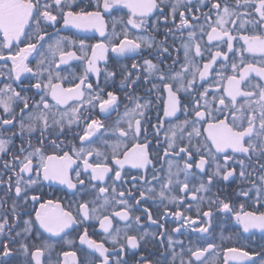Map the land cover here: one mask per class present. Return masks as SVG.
I'll return each mask as SVG.
<instances>
[{"label":"snow or ice","instance_id":"snow-or-ice-1","mask_svg":"<svg viewBox=\"0 0 264 264\" xmlns=\"http://www.w3.org/2000/svg\"><path fill=\"white\" fill-rule=\"evenodd\" d=\"M84 7H81L76 0H0V34L3 35V43L0 44V60H11L12 66L8 68L9 77L11 73L15 72L14 79L19 80L20 75L23 72H32V69L27 66L25 61L28 56L33 52L37 51V45L43 47V41L45 37L48 36L46 31L47 27L55 26L59 20H63L64 25H74L77 28L83 29H95L100 33L101 37H105L107 23L105 21V15L111 14L114 10H120L121 6L126 7L130 10V17L126 22L122 20L114 19L112 22V36L115 37L116 24L118 22L126 23V25H132L136 29L147 28V19L149 14L154 10L160 9L161 4L164 0H95V3L85 2L81 0ZM187 3H191V0H187ZM203 3V0H201ZM79 8V11L73 10ZM186 7L185 0H172L170 5L171 8V18L175 20L176 15L180 17V24L177 25L178 31H184L188 29V35L183 43L185 64L181 66V70L175 72L174 74L166 73L161 65L153 63L152 60L145 59L142 67L146 69L145 80H148L153 75L159 80V84H152L151 88L145 89L146 93H151L153 89L159 90L160 88L166 89L168 93V105L164 110L165 117H173L177 112L181 111V92H187L190 96L192 91L195 90L196 76L199 75L200 80H204L209 74V71L213 68V65L217 63L218 58L222 61H228V53L233 52L232 41L236 38L232 35V28L243 29L246 25H250L253 29L260 28L261 34L256 35H244L242 39L247 44V51L250 53L260 52L264 53V0H236L234 5H229L227 0L221 6L220 2L212 4V11L216 12V20L214 24H210V31L207 32V40L217 41L218 43H223L226 45L227 51L217 50L214 54L210 53V58L207 63L203 64V71L197 68V72L191 73V79H188V66L192 63L190 59V52L194 46L195 55H201V45L197 41V31L201 37L205 34V28L203 25H193L190 23L189 19L185 16L184 11L179 9ZM253 9V12H248L247 9ZM94 9V10H89ZM238 9H244L245 11L240 12ZM162 11V9H161ZM190 11V10H189ZM249 17H253L249 19ZM165 22L168 21V17L165 16ZM193 20H199V17L192 15ZM211 20V17L205 14V23ZM239 22V24H238ZM43 25V27H42ZM35 29L34 34L26 29ZM153 31L155 27L153 26ZM170 33L171 30H168ZM123 40L112 43L111 45L105 44L103 41L95 45H86L83 40L79 41V47L83 53L79 59L82 61L86 59L87 66L84 69L83 76L79 77L80 82L75 84L72 88L64 89L60 85H52L51 78H49V83L46 87L51 89V96L55 99L57 105L67 104L69 100L84 101L85 91L89 93L87 99V105L89 107H94L99 105V109L102 113H108L109 110H115L118 106L119 97L109 91L106 93L107 99H103L100 93L104 89L99 88V79H97V89L93 88L91 83H87L89 73H93L97 78L101 75V68L98 66V62L103 60L107 61L106 53L109 48L113 53H116L118 57L128 56L129 54H137L138 50L141 49L142 43L146 44L149 48L153 47L154 38L148 39L146 37H137L136 39H128L127 33L123 32ZM29 41L25 48H20L16 55H12L11 46L13 42H21V38ZM175 39V36H173ZM35 40V43L31 42ZM70 42V38L59 37L54 43L48 44V49L55 55L57 52L60 54V62L64 63L65 58H72L76 56L73 51H64V45ZM75 43V41H71ZM167 43V37L164 41L159 42L156 45V51L160 57L161 64L164 63L163 57L168 54V48L164 47ZM90 47L91 56L88 52L84 51L85 48ZM7 50V52H6ZM178 51V50H177ZM242 56V54H241ZM43 60L37 61L38 68L42 70ZM175 63V61H174ZM243 63V60H241ZM231 69L235 72L239 69L236 63H231ZM132 70H137L138 66L134 63L131 66ZM222 70H226L224 65H221ZM256 73L260 77H264V67H255L252 64H247L244 66L243 71L237 77L236 75L221 77L222 79H227L228 89L226 96L219 97V105L221 110L227 108L232 113L231 123H229V117L225 116L223 119H217L210 115L208 111L210 101L208 100L209 91L207 88L204 91L197 92L196 96L191 100L192 108H184V113L186 117L191 116V119L186 118L174 127H170L165 133V138L168 141V147L171 149H176L177 139L181 143H184L185 135L187 137V145L184 147H179L178 151L174 153H169L167 150L164 151V156L167 158L170 155L180 156L181 153L184 154L181 159L184 160L183 167L173 159H166L167 164V174L166 176L158 175L157 172H164L163 166L157 170L155 166L152 165V159H156L153 156L151 159L147 151L150 141L148 140L149 126L152 127L153 133L157 135L163 127V122L160 121L157 115V125H151V117L147 115L150 110L151 101L147 99V96H140L137 94L134 85H137L140 81V76L133 75V71L128 69L127 65H123L117 70L109 71L107 68L104 69L105 73V83L108 79H115L118 73L123 77L121 84L124 85L130 95L126 93V98L135 104L133 109H127L124 112L125 126L118 128L119 136L121 139H131L134 142L133 154L130 156L127 152L123 153L124 159H120L119 149L121 147L120 143L113 142L111 144L108 141H102L105 148L111 149L110 156L105 155L101 148L99 147H85L84 145H92L94 136L99 132L101 128L104 127L103 123L96 119H91L85 116L86 126L83 129V135L79 136V141L81 142V147L76 148L72 146V154L69 152H64L62 156L49 155L45 156L43 154L42 148L33 147V145L28 142V148L32 149L28 151L26 155H23V159L19 156H13L11 161L0 160L5 173H14L15 180L11 175L5 181L3 176H0V185H3L7 191L4 196H0V235H3L6 230L8 236L12 239V242L18 244V248H10L7 243L0 245V264H9L10 259L14 252H20L23 254L22 264H57V262L51 259V252L56 247V243L52 241V237H58L61 240L63 236L61 234H67L66 230L70 229L73 225H80L82 221H85L90 217V212L95 214L99 211L97 208L90 210L89 201L85 200L78 205V215L74 216L71 211H65L57 201L55 204L53 201L48 200L40 204L39 210L35 211L34 219L29 216L27 220L22 221L23 228L20 231H16V221L20 220V212L23 211L21 201L27 203L29 199L32 202H38L40 197L37 195H32L29 197V191H35L34 185H37L41 181H59L62 184H66L68 188L75 189L82 196L88 195V187L91 185L92 189H95L97 185L93 181H104L109 173L112 174V182L115 184L117 181H121L123 178L121 176V169H123L125 164H132L133 167L145 169L147 166L152 165L153 175L151 181L145 179L143 176L140 180L144 182L145 185L152 184L153 181H159L160 191L159 197L163 201L168 199L169 202L177 201L179 198L175 196H167V193L171 192V186L174 184L182 185L181 191H189V177L194 176L191 171L193 169V162H195V157L198 156V162H195V168L203 173L207 179L202 180L199 183L198 188L191 189L193 193V200L196 199V193L201 191H208V186H210L214 178H222L224 181H228L230 177L236 175V168L232 166L233 163L237 164L240 168L239 177L241 179L251 180L252 187L255 189V200L254 203H260L261 199H264V163H258L260 160H264V87L260 84L254 85V88L259 89L258 92H242L240 89V84L250 73ZM219 75V73H217ZM4 75V70L0 69V76ZM35 88L40 89L42 87L40 82L34 85ZM0 92L7 96V99H0V105H3V111L10 117L9 119H4L0 117V157L5 156L10 151V145L12 144L11 137L15 136V132H11L8 138L4 137L5 127L8 125H13V121L16 119L13 114V110L10 107V102L15 98L19 99L24 107L20 109L21 120L19 121V130L23 135L25 129L29 134L39 130L41 140L40 143L43 144L44 133L48 132L52 135V129L55 128L59 132L64 130L63 119L57 120L55 116L52 117L51 124H49L48 117L43 113H30L27 117V123L23 119L24 110L29 108L28 99L20 97V93L16 92L10 84H5ZM10 93V95H8ZM253 95H258L259 99L256 101L260 106V112L257 114L253 103L251 102V97ZM238 96H243L246 98L248 103L241 104L239 107L236 106V101ZM230 98V99H229ZM203 99V104L201 103ZM217 97L213 96L211 103H215ZM226 99L228 103L226 104ZM143 100V103L140 101ZM34 106L37 108H43L45 110L49 109V104L46 97L42 96L39 102H33ZM215 110V109H214ZM77 109H73V113H77ZM240 112L241 116L237 117L236 113ZM139 117V118H137ZM79 115L76 117L78 123ZM257 118L259 122L257 123ZM246 120L247 126H244V121ZM215 121V122H209ZM73 119L68 120V125L73 123ZM207 123V137L205 139L211 140V143L215 146L216 153H222V162L217 160L216 156L213 154V150L208 148L206 145L193 144V140L201 135V130L197 127L198 124ZM120 121L117 120L119 125ZM190 129V130H189ZM143 139V143H137ZM53 147H56L55 141H52ZM231 149V154L228 150ZM21 154H24V145L20 146ZM102 157L103 163H89V158ZM236 154H242L245 160L249 161L245 164V160L234 161L233 157ZM73 156L82 160L83 171L87 176L88 182L80 179L81 172H76V182L73 183L72 178L69 175V170L72 165L76 163ZM34 159L38 160V163L34 165ZM255 159L257 164H252L251 162ZM114 160L115 166L110 167L107 161ZM193 161V162H189ZM55 162V163H53ZM211 162V163H210ZM214 164L215 170L211 173L205 172L206 167H211ZM118 166V167H116ZM259 169L261 175L259 176V186L256 185L255 180H252L254 171ZM252 169L251 171L249 169ZM184 173V180L180 181L179 176ZM27 175V179H25ZM77 185L80 188L77 189ZM109 191L106 187L99 188L100 193H107ZM115 192V188H112ZM128 195L131 197V189H128ZM252 189L242 191L240 194L244 197H249V192ZM155 193V187H145L140 190V199H135V205H140L141 201L148 198L149 194ZM76 193H74L75 195ZM118 195L121 197L117 203L121 206V211H116L114 213L115 217L120 218L123 221H134L136 225H139L140 216H132L130 209L133 208L132 205L127 203L124 199L125 193L120 192ZM14 197L10 205H7L9 197ZM95 203V201H92ZM110 201L105 197L103 201V206H109ZM214 203L219 205V210L223 211L225 214L233 213V207L229 202L217 199ZM264 206V205H262ZM243 209L244 205H240ZM188 210H191L189 208ZM147 215L148 221L152 224H156L162 228L159 220L153 219L150 209H143ZM196 211L200 213L199 207ZM164 215H168L165 211ZM171 215L177 218H184V213L177 211ZM209 226H211V217L213 215L211 209L200 213ZM236 220L242 226L243 232L248 233L252 230L259 229L264 232V212H249V211H235L234 212ZM9 217H12V222H10ZM100 223V227L108 234L112 248L106 247L105 242H98L91 239L88 235V229L83 230V234L79 235V241L81 244L87 245V249H83L84 264H153L147 256L140 252L137 258V251L141 250L142 243L147 244L149 240H156L158 243L163 245L167 242L169 247H172L176 241L172 239V235L163 230L159 233L140 231L138 227L133 226L132 222L125 224L123 229V235H121L122 230L116 228L113 230L112 218L108 215H104L101 219L99 215L94 216ZM184 223L189 227L197 223L191 217L185 218ZM35 230L36 239L40 240V243H36L33 239V233ZM50 234L48 239H41L43 233L40 231ZM174 232H180L181 228H176ZM200 233H208L209 227H201L198 230ZM130 232H136V234H129ZM31 241V244L29 243ZM68 244H73V240H67ZM182 243V242H180ZM215 245L209 243L205 248H197L195 250L189 248L188 254L190 259L187 264H203L201 257L209 249H213ZM183 251V249H182ZM228 253H233L234 255L230 259L239 261H250L251 264H264V248L260 251L255 249L252 252L244 251L241 249L229 248ZM48 253L47 259H44L45 254ZM98 253V255H96ZM176 253L173 249L172 261L169 264H175ZM64 264H69L68 257H72V264H76V253L75 252H64ZM115 256V259H113ZM194 258V259H192ZM155 264H161L160 261H156ZM181 264H185V261L181 260Z\"/></svg>","mask_w":264,"mask_h":264},{"label":"flooded vegetation","instance_id":"flooded-vegetation-1","mask_svg":"<svg viewBox=\"0 0 264 264\" xmlns=\"http://www.w3.org/2000/svg\"><path fill=\"white\" fill-rule=\"evenodd\" d=\"M170 1L167 2L164 0V3L161 4L160 9L154 10L151 14H149L147 19V28L148 30L136 29L132 25H126V23L118 22L116 24V33L117 36H112V22L114 19L122 20L123 22H126L130 17V10L127 9L124 6H121L120 10H118L116 15L115 13H111L107 16V24H108V32L105 38H100L99 36H83L75 31H64L62 30L63 22L57 26L55 32H61V36L67 37L64 33L73 32V34H77V36L82 37L83 39L91 40L93 39V44L100 43L103 41L105 44L111 45L112 43L118 42L120 40L124 39V36L122 35L123 32L127 33L128 39H136L137 37L141 38H148L153 39L154 43L153 47L149 48L146 44L142 43L141 49L138 50L137 54H129L128 56L124 57H118L117 55H114V53L109 48V51L107 52V61H101L98 62V66L101 68V75L99 78L96 77L95 74L89 73L87 83H91L93 85V88L96 91H99L97 89V79H99V88L104 89L100 95L103 99H107L106 93L111 91L115 93L118 97V106L115 110H109L108 113H102L99 109V105H95L94 107H89L87 105L86 98L88 97L89 93L85 91V100L84 101H76L72 100L68 104H59L57 105L56 101L48 94L49 90L46 89V83L49 82V78L45 77L46 74V68L45 62L43 63L42 70L38 68L37 61L35 62L37 66V70H34L32 68L31 64V58L34 56L35 51H33L28 58L27 66L32 69V72H26L24 77L21 80L14 79L15 72L13 71L11 73V77H3L0 76V89L4 88L5 84H10L12 88L20 93V97H22V93L26 95L25 98H29V91L28 89H33L35 94L33 95V98H29L28 104L29 108L24 110L23 119L27 123V117L30 113H40L43 112L49 120V124H51L52 117L55 116L57 120L63 119L64 122V130L63 132H59L57 129L53 128L52 135H49L48 132L44 133L43 138V144L40 143L41 136L39 130L35 131L36 133L32 136L29 135L27 130L25 129L24 134L22 135L19 130V121L21 120V112L20 109L24 107L23 103H20L19 99L16 100L17 102L14 103V107L12 108L13 114L15 115L16 119L13 121V125H8L5 127L4 131V137L8 138L9 134L11 132H15V136L11 137L12 144L10 145V151L7 155L0 157V160L3 161H11L13 156H19L21 159H23V155H26L28 151H31L32 149L28 148V142L33 145V147H39L42 148L43 154L45 156L49 155H56V156H62L64 152H69V154H72V146H75L76 148L81 147V142L79 141V136L83 135V129L86 126L85 116L90 117L91 119L99 120L103 123L104 127L99 130L98 133H96L95 137L93 138L94 142L97 141L99 136L105 132V140L108 141L109 144L113 142L120 143L121 147L119 149L120 152V159H124L123 153L127 152L130 156L133 154V148H134V142L131 139H121L119 136L118 128L121 126H125V120L124 118V112L127 109H133L135 107V104L132 103L129 99L126 98V93L129 95L131 94L129 90L121 84V80L123 77L118 73V75L115 77V79L109 78L107 83H105V73L104 69L107 68L109 71L117 70L123 65H127L128 69L130 71H133V75H139L140 81L137 85H134L133 88L140 96H147V99L151 101L150 110L148 111L147 115L151 117V125H157V115L159 116L160 121L163 122V127L161 128V131L157 135L156 133H153L152 127L149 126L148 132V140L150 141L148 146V153L150 159L155 156L156 159H152V165L155 166V169L159 170L162 166L164 168V172H157L158 175L166 176L167 174V164L165 163L166 159H173L175 160L180 167H183L184 160L181 159V157L184 156L183 153L180 154V156L170 155L169 157L164 156V151L167 150L169 153H174V151H178L179 147H184L187 145V137L185 135L184 143H181L179 139L176 141V145L178 146L176 149H171L168 147V141L165 138L164 133L170 128L174 127L175 125L179 124L186 118L191 119V116L188 115L186 117L184 113V108H188L191 110L192 103L191 100L196 96L197 92H203L205 88L208 89V100L210 101L209 108L206 110L210 113L211 116L216 117L217 119H223L225 116L229 117V122L231 120L232 113L229 109L224 108L221 110V106L219 105V97L226 96L227 89L229 87L227 79H222L221 77H227L236 75L239 77L241 72L243 71V68L247 64H252L255 67H264V53L255 52L250 53L247 51V44L242 39V36L244 35H256L261 34L260 28L253 29L250 25H246L243 29L232 28L231 32L232 35L236 38L232 41L233 43V52L228 53L229 59L228 61H222L220 58H218L217 63L213 65V68L209 71V74L205 77L204 80H200L199 75L197 73L195 84L196 88L194 91H192L191 96L187 92H181L180 98H181V111L177 112L175 116L173 117H165L164 116V110L168 105V93L166 89L160 88L159 90L153 89L151 93H146L145 89L151 88L152 84H159V80L156 78L155 75L150 77L151 83L148 82V80H145L144 77L146 75V69L142 67L143 62L145 59L152 60L153 63L161 65V67L164 68L166 73L174 74L177 71L181 70V66L185 64V58H184V50H183V43L184 40L181 39V37L187 38L188 35V29H185L184 31H178L177 25L180 24V17L177 14L175 17V20L171 18V8H170ZM201 0H194L190 4L186 3V7H183L179 9L180 11L185 12V16L189 19L190 23L193 25H203L205 28V34L203 37H201L199 33V29H196L197 32V41L201 45V55L196 56L195 55V49L194 46L190 52V59L192 63L188 66V79H191V73L197 72V68H199L200 71H203V64L207 63L210 58V53L214 54L217 50L219 51H227L226 45L221 43H218L217 41H211L209 42L207 40V32H209L211 29L209 27L210 24H214V21L216 20V12L212 11V4L216 2H220L221 0H207V2L200 3ZM85 2H89V0H85ZM91 3H95V0H90ZM80 4L81 7H84V4L81 3V0H78L77 2ZM222 6V5H221ZM199 9V13L194 14L193 9ZM162 9V11H161ZM75 11H79V8H75ZM94 10V9H89ZM190 10V11H189ZM249 12H253V9L249 8ZM205 14L211 17V20L205 23ZM192 15H195L199 17V20H193ZM165 16L168 17V21L165 22ZM253 17H249L251 19ZM239 24V22H238ZM153 26L155 27V31H153ZM168 30H171L169 33ZM26 31H30L32 34H34L31 30L26 29ZM68 35V34H67ZM175 36V39L173 38ZM167 37V43L164 44V47L168 48V54H165L163 57L164 63L161 64L160 57L157 54L156 51V45L164 41ZM3 35L0 34V44L3 43ZM32 40L31 42H33ZM29 41L25 40L23 37L21 38V42H13L11 46V53L12 55H16L18 50L20 48H25L26 44ZM86 44V43H85ZM87 45V44H86ZM178 50V51H177ZM7 51V50H6ZM76 53L77 60L71 61L69 63L61 64V62L56 61L55 62V79L54 81L51 80L52 85H60L63 88H72L75 86V84L79 83V77L83 76L84 69L87 66V61L79 59L83 55L80 54L76 49L70 50ZM84 51L87 52L86 48ZM242 54V56H241ZM89 56H91V49ZM42 60L41 57L38 58V61ZM241 60H243V63H241ZM9 68L12 66L11 60H9ZM175 61V63H174ZM136 64L138 66L137 70H132L131 66L132 64ZM231 63H236L239 66V69L237 71H233L231 69ZM224 65L226 70L221 69V65ZM72 65H77L78 67H73ZM35 66V65H34ZM67 70V71H66ZM8 72V71H7ZM70 75H67V74ZM219 73V75L217 74ZM31 76V77H29ZM29 78V83L24 84V79ZM13 82L15 85H13ZM40 82L42 87L40 89H37L34 87V85ZM260 84L262 87H264V77L258 76L256 73H250L244 81L240 84V89L242 92H258L259 89L254 88V85ZM44 96L47 98V102L49 104V109L45 110L42 107L37 108L34 106V101L39 102L41 97ZM217 97L215 103H211L212 97ZM5 94L0 92V99H4ZM24 98V97H22ZM230 99V98H229ZM259 99L258 95H253L251 97V102L253 103L255 110L257 114L260 112V106L256 103V101ZM143 103V100L140 101ZM203 99H201V103L203 104ZM228 103V100L226 99V104ZM248 101L243 96H238L236 101V106L239 107L241 104H247ZM34 107V108H32ZM73 109H77V113H73ZM215 109V110H214ZM240 113L237 112L236 115ZM79 115L78 123L76 121V117ZM0 117H3L4 119H9L10 117L3 111V105H0ZM73 119V123L69 126L68 120ZM139 118V117H137ZM119 119L120 123L117 124V120ZM209 122H215V121H209ZM117 124V125H116ZM197 127L201 130V135L193 140V144H201L206 145L208 148H211L213 150V154L216 156L217 160L222 162V153H216L215 152V146L211 143L210 138L205 139L207 137V123H201L198 124ZM190 130V129H189ZM115 133V134H113ZM52 141H55L56 147H53ZM143 139L138 141L137 143H143ZM24 145L25 152L24 154H21L20 152V146ZM85 147H90V145H84ZM105 149V155L110 156L111 149L110 148H104ZM229 154H231V149L228 150ZM94 156V155H93ZM93 158V157H92ZM73 159L76 160V167L73 170H70V177L72 178L73 183L76 182V172L80 171V179L85 180V183L87 184L88 179L86 174L83 171V162L82 160L78 159L77 157L73 156ZM199 157H195V162H198ZM101 163L106 162L101 159ZM234 161L239 160H245L244 155L242 154H236L233 157ZM109 163L110 167L115 166L114 160L107 161ZM193 162V161H189ZM195 162H193V169L191 170L194 173V176L189 177V191H181L182 185H173L171 186V192L167 193V196H178L181 200L169 202L168 199H164L163 201L159 197V191H160V183L159 181H153L152 184L145 185L142 180H140V177L143 176L145 179L151 181L152 175H153V167L152 165L147 166L145 169H140L133 167L132 164H125L123 169H121V176L122 180L117 181L115 184L112 182V174L109 173L106 179L102 182L100 181H93L97 185L96 189L99 190L101 187H106L109 189L107 193H101L102 198L99 201L98 205L104 201V198L106 197L111 203L109 206H105V213L104 215H108L112 218V225L113 230L116 228H120L122 230L121 235H123V229L125 227V224L132 222L134 228L138 227L139 230L142 231H148L150 233L156 232L159 233L163 230H167L168 233L172 235V239L176 241L172 247H169L166 240L161 245L156 240H149L148 243L145 245L142 243V247L140 251H137V258L140 255V252H143V255L147 256L149 259L156 258L158 259V255H164L166 251L172 253L173 249L175 253L177 254L176 257H183L181 253V249L183 245H187L190 242H203L211 233L213 232L215 227H219V224L221 222H227L229 221L231 223V227H233L239 236L245 237L247 239V242L254 243L261 238H264V233H260L257 230H252L251 232L245 233L243 232L242 226L239 224V222L236 220L234 212L235 211H249V212H257L259 214L260 212H264V199H261L260 203H254L255 200V189L252 187L251 180L249 179H241L239 177V166L235 163L232 164L233 167L236 168V175L233 177H230L228 181H224L222 178H214L212 184L208 186V191L204 192H197L196 193V199L191 200L189 196L193 195L191 189L198 188L199 183L202 180H206L207 177L201 173L198 169L195 168ZM38 163V160L34 159V165ZM211 163V162H210ZM249 161L245 160V164H248ZM252 164H257V161L253 159L251 162ZM258 163H264V160H260ZM118 167V166H116ZM215 170L214 164L211 167H206L205 172L211 173ZM252 170L251 168L249 169ZM11 175L13 177V181L15 180V174L14 173H5V170L0 164V176H3V179L6 181L8 179V176ZM261 175L258 167L254 171L252 180H255L256 185L259 186V176ZM27 179V175L24 177ZM179 180H184V173L182 172L179 176ZM230 185V198L231 203L230 205L233 207V213H227L225 214L223 211L219 210V205L214 203L217 201V195H219L223 190L226 192V185ZM155 187V193L149 194L148 198L141 201L140 205H135V199H140V190H142L145 187ZM115 188V192L112 191V188ZM33 188H35V191H29V197L32 195H37L40 197V200L38 202H32L30 199L27 203H24L21 201V205L23 207V211L20 212V220L16 221L17 227L16 231H20L23 228L22 221L27 220L29 216H31L33 219L35 217V211L39 210L40 204L44 203L48 200H51L54 202V204L58 201L59 204L63 207V210L65 211H71L74 216H77V219H80V215H78V205L79 203L85 201V198H88L89 196H92L93 193H95V189L91 188V185L88 187V195L84 196L82 200H79V196H81L77 191L70 193L67 189L60 187V186H54L49 183H46L45 181H41L37 185H34ZM80 188V185H77V189ZM128 189H131V197L128 195ZM252 189V191L249 192V197H244L240 193L245 190ZM7 191V189L4 188L3 185H0V196H4V193ZM124 192L125 196L124 199L127 200V203L129 205H132L133 208L130 209L132 216H140V222L139 225H136L134 221H123L118 217L114 216V213L116 211H121V206L117 201L121 199V197L118 195V193ZM74 193H76L74 195ZM238 196H241V199H238ZM14 197H9L7 201V205H10L12 202V199ZM207 199L208 201H202L200 200ZM197 201V204H195L200 209V213L209 211L211 209L213 215L211 217V226L208 225L205 218L200 215L196 211V206L192 203H195ZM240 205H244V208L241 209ZM89 206L91 208V205L89 203ZM150 209L153 219L159 220L160 224L162 225V228L159 227L156 224H152L147 219L146 213L143 211V209ZM191 208V210H188ZM165 211L168 212V215H164ZM177 211L184 213V218H177L172 213H175ZM191 217L193 220H196L197 223L191 227L186 225L184 223V219ZM12 222V220H10ZM100 223L99 221H82L78 227L74 228L72 231L68 232L66 235H62L63 239L61 240L58 237H52V241L56 243V247L51 252V259L57 264H64V252H75L76 253V264H84V258H83V249H87V247L84 244H81L79 241V235L83 234V230L85 228L88 229V235L91 239H94L98 242H105L106 247L109 249L112 248L110 238L107 233L104 232V230H99ZM181 228L180 232H174L173 230L176 228ZM201 227H209L208 233H200L198 230ZM43 235L41 239H48L50 235H48L46 232H43V230H40ZM236 233V234H237ZM129 234H136V232H130ZM33 239L38 244L40 243L39 239H36L35 236V230L33 233ZM67 240H73V244H68ZM182 242V243H180ZM7 243L10 248H18V244H15L12 242V239L8 236L7 230L3 235H0V245ZM31 244V241H29ZM2 250V249H0ZM233 254V253H232ZM98 255V254H96ZM49 256L48 253L45 254L44 259H47ZM233 256V255H232ZM23 254L20 252H14L12 258L10 259L9 264H22L23 262ZM72 257H68L69 264H72ZM113 259H115V256H113ZM247 261V260H244ZM98 264V261H97Z\"/></svg>","mask_w":264,"mask_h":264},{"label":"trees","instance_id":"trees-1","mask_svg":"<svg viewBox=\"0 0 264 264\" xmlns=\"http://www.w3.org/2000/svg\"><path fill=\"white\" fill-rule=\"evenodd\" d=\"M236 2V0H227V3L229 5H234ZM225 3V0H221V5L223 7V4ZM194 14L199 13V9L195 8L193 9ZM238 11L243 12L245 11L244 9H238ZM248 11V9H247ZM118 11H115L113 13H115L116 15ZM249 12V11H248ZM59 22L53 26V27H47L46 31L48 33V36L45 37V41H43V47H40V45H37V51H35L34 56L31 58V64H32V68L34 70H37V66L35 64L36 61H38V57L37 56H41L42 54L47 56L49 55V59H45L47 63L46 64V74L45 77L51 78L52 81H54L55 79V74H54V70H55V62L57 61V59L59 58V53L57 52L55 55L52 54V52L48 49V44L50 43H54L56 39H58L61 36V32H55L57 26H59L63 20H60L58 17ZM43 27V25H42ZM228 27L231 29V25H228ZM33 33L35 32V29L32 28L30 29ZM117 31V30H116ZM66 34L67 38H70V42L64 45V51H70V50H74V48L76 49V51H78L80 54H82V51L79 47V41L83 40L87 45L91 46L94 42L93 39L91 40H87V39H83L80 36H77V34H73V32H69V33H64ZM68 34V35H67ZM64 37V36H63ZM71 41H75V43H71ZM33 43H35V40L33 41ZM88 55L90 53V47L86 48ZM7 52V51H6ZM52 60V61H51ZM9 60H0V69L4 70V75L3 77H9V73L7 72V69L9 68ZM35 65V66H34ZM74 68L78 67L77 65H72ZM67 71V70H66ZM67 75H70L69 73ZM12 76V75H11ZM31 77V76H29ZM29 78L24 79V84L29 83ZM13 85L14 82H13ZM29 91V98H33V95L35 94L33 89H28ZM22 97H26V95L24 93L21 94ZM29 98H27L29 100ZM47 99V98H46ZM20 101V100H19ZM20 103H22L20 101ZM34 108V107H32ZM36 132H33L31 134H29L30 136L34 135ZM5 138V137H3ZM3 157V156H2ZM95 193L92 194V196H89L88 198H85V200L89 201V203L91 205H98L99 201L101 200L102 196L101 193L99 192L98 189L95 188ZM226 192L225 190H223L219 195H217V199L219 200H223L225 202H229L231 203V198H230V185H226ZM238 199H241V196H238ZM92 201H95V203H92ZM12 217H9V220H12ZM231 223L229 221L227 222H221L219 224V227H215L213 232L211 233V235H209V237H207L203 242H190L187 245H183L182 249L183 251H181L183 257H175V264H181V260L185 261V264H187V261L190 259L189 254H188V249L191 248L193 250L197 249V248H205L207 247V245L209 243L215 245V247L213 249H209L206 253H204V255L201 257V261L203 262V264H237V263H233L231 262L230 257L233 255L232 253H228V249L229 248H235V249H241L244 251H249L252 252L254 249L256 251H260L261 248H264V238H261L260 240L254 242V243H249L247 242V239L245 237L239 236V234L237 233V231L230 226ZM237 233V234H236ZM181 249V250H182ZM173 256L172 253L166 251L164 255H158V259L156 258H151L150 260L153 261V264H155L156 261H160L161 264H169L170 261H172ZM194 259V258H192ZM238 264H251L250 261H242L239 262Z\"/></svg>","mask_w":264,"mask_h":264},{"label":"rangeland","instance_id":"rangeland-1","mask_svg":"<svg viewBox=\"0 0 264 264\" xmlns=\"http://www.w3.org/2000/svg\"><path fill=\"white\" fill-rule=\"evenodd\" d=\"M167 2H169V0H166ZM192 1H194V0H191V2ZM207 2V0H203V2ZM76 2H78V0H76ZM171 3H172V1H170ZM171 3H170V5H171ZM185 3H187V0H185ZM200 3H201V1H200ZM198 29V28H197ZM197 32H198V30H197ZM97 44V43H96ZM107 54V53H106ZM38 58H39V56H37ZM41 58H42V60L45 62V63H47L48 64V62H46L45 61V59H49L48 57H49V55H47V56H45V55H41L40 56ZM78 58H77V56H75V57H72V58H65V62L64 63H61V64H66V63H69V62H71V61H74V60H77ZM52 61V60H51ZM57 61L59 62L60 61V55H59V58L57 59ZM101 61H103V60H101ZM101 61H99V63L101 62ZM45 67H46V64H45ZM48 83L49 82H47L45 85L47 86L48 85ZM63 88V87H62ZM46 89H48L49 90V95L51 96V89L50 88H48V87H46ZM64 89H67V88H64ZM8 95H10V93H8ZM52 97V96H51ZM4 99H7V96L5 95V97H4ZM16 100H18V99H13L11 102H10V107H11V109L14 107V103H16L17 101ZM55 100V99H54ZM87 100V99H86ZM70 101H72V100H69L68 101V103L70 102ZM67 103V104H68ZM64 105H66V104H64ZM237 117H240L241 116V113H238L237 115H236ZM259 122V119L257 118V123ZM229 123H231V120H230V122ZM117 125V124H116ZM244 126L246 127L247 126V124H246V120L244 121ZM113 134H115V133H113ZM105 132L104 133H102L100 136H99V138L97 139V141L94 143V144H92V145H90V147H99V148H101V151L105 154V147L103 146V143H102V141H104L105 139ZM89 147V146H88ZM102 159V157H96L95 156V154H94V156H93V158L92 157H90L89 158V163H101V160ZM239 171H240V169H239ZM100 182H102V181H100ZM174 185H176V184H174ZM256 194V193H255ZM175 197H178V196H175ZM190 197V199L191 200H193V195H191V196H189ZM84 198V196H79V200H82ZM179 198V197H178ZM179 200H181L180 198L177 200V201H179ZM204 202V201H208L207 199H204V200H200L199 202L201 203V202ZM192 204H197V201L195 202V203H192ZM196 206V205H195ZM198 206V205H197ZM197 206L195 207V208H197ZM89 208H90V206H89ZM93 208H97V209H99V211L98 212H96L95 214H93V213H91L90 212V217H92V218H89V219H87V220H85V221H88V222H90L91 220H93V221H98L97 219H95L94 218V216L95 215H99L100 216V218L102 219L103 218V214L105 213L104 211H105V206H103V202L102 203H100L99 205H93V206H91V208H90V210L91 209H93ZM82 214V213H81ZM84 221V222H85ZM99 228V230H103L100 226L98 227ZM234 255V254H233ZM231 262H233V263H239V262H242V261H239V260H234V259H231Z\"/></svg>","mask_w":264,"mask_h":264},{"label":"water","instance_id":"water-1","mask_svg":"<svg viewBox=\"0 0 264 264\" xmlns=\"http://www.w3.org/2000/svg\"><path fill=\"white\" fill-rule=\"evenodd\" d=\"M109 14H106L105 15V21H106V23H107V16H108ZM108 25V24H107ZM62 30H64V31H75L76 33H78V34H80V35H85V36H99L100 38H105V37H101L100 36V33L97 31V30H95V29H83V28H77V27H75L74 25H64L63 24V26H62ZM108 32V26H107V29H106V33ZM107 34H105V36H106ZM31 55V54H30ZM30 55L28 56V58L30 57ZM114 55H117L116 53H114ZM27 58V60L25 61V63L27 64V62H28V59ZM26 74V72H23V73H21V75H20V79L19 80H21L23 77H24V75ZM18 80V81H19ZM96 135V134H95ZM95 137V136H94ZM53 163H55V162H53ZM76 167V163L75 164H73L72 165V167H71V169L70 170H73L74 168ZM70 170H69V175H70ZM46 183H49V184H51V185H54V186H60V187H63V188H65V189H67L70 193H73V192H75V191H77V190H75V189H70V188H68V186L66 185V184H62V183H60L59 181H45ZM62 207V206H61ZM63 208V207H62ZM76 227H78V225H73L70 229H67L66 230V233H68V232H70V231H72L74 228H76ZM255 230H257V231H259L260 233H264V232H262V231H260L259 229H255ZM48 234V233H47ZM48 235H50V234H48ZM61 235H64V234H61ZM85 245V244H84ZM86 247H87V245H85ZM98 254V253H97Z\"/></svg>","mask_w":264,"mask_h":264}]
</instances>
